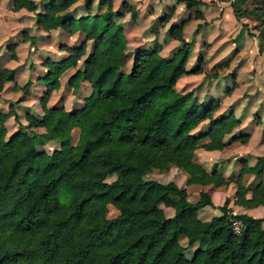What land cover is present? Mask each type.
Masks as SVG:
<instances>
[{
    "label": "trees",
    "instance_id": "16d2710c",
    "mask_svg": "<svg viewBox=\"0 0 264 264\" xmlns=\"http://www.w3.org/2000/svg\"><path fill=\"white\" fill-rule=\"evenodd\" d=\"M74 1L48 0L38 3L41 9L33 0L12 1L13 9L33 11L34 23L42 29L80 31L84 38L78 45H61L67 52L63 59L42 61L47 72L40 116L25 107L24 128L6 135V119L12 116L18 123V113L11 102L0 110V264H264V217L233 213L225 197L219 213L202 220L197 210L213 206L205 191L190 201L184 187L172 180L143 178L153 168L174 165L186 173L187 183L226 184L214 167L207 171L194 160L195 150L220 149L231 139L246 138L239 133L223 140L238 119L230 110L213 115L218 98L201 102L191 90L175 88L180 75L201 71L200 65H184L189 52L181 33L185 19L169 29V37L180 42L170 56L158 52L159 43L129 51L121 15L111 8V0H83L80 13L69 8ZM178 1L187 9L198 2ZM229 5L239 20L236 3ZM194 11L195 17L201 15ZM247 33L257 37V50L264 54V32ZM81 56L65 85L74 92L80 80L88 82L82 104L70 110L61 102L47 105L59 73ZM128 58L129 67L123 69ZM217 69L204 72L205 77H217ZM14 74L13 68L0 67V91ZM29 84L22 85L23 92ZM203 120L206 127L199 130ZM37 126L58 145L49 151L38 147L42 144L32 129ZM73 127L78 133L71 142ZM263 166L264 156H258L253 165L242 162L239 174L261 175ZM110 175L114 177L107 180ZM238 184L235 203L264 204L261 182L259 197L252 192L250 198ZM108 204L117 210L112 217H107ZM162 206L171 207L172 214L165 216ZM233 220L240 222L238 232L232 229ZM192 245L185 255V247Z\"/></svg>",
    "mask_w": 264,
    "mask_h": 264
},
{
    "label": "rangeland",
    "instance_id": "374dc122",
    "mask_svg": "<svg viewBox=\"0 0 264 264\" xmlns=\"http://www.w3.org/2000/svg\"><path fill=\"white\" fill-rule=\"evenodd\" d=\"M12 1L0 0V61L4 58L7 60L8 57L14 59L15 45H22L20 46L22 48L20 50L21 53H19L21 57H16L18 62L11 67H17L18 72L21 71V74L18 73L16 79L14 77L12 88L6 89L8 94H4L3 99L5 100L3 101L0 98V110L2 111L8 109L9 102L14 107L13 103L15 101L23 103V100L27 98L23 95L26 91L23 92L22 84L25 79L33 81L32 78L30 80L28 77L29 74L30 76L32 75V66L38 68V65H42L40 61L45 56L53 59L61 58L66 55V51L58 48V45L77 44L81 39V35L76 33L72 35L66 34L60 27L42 33L38 26H35L37 28L33 26V11L25 7L15 10L12 8ZM34 1L41 9V5H38V3H45L48 0ZM230 1L236 3L237 12L241 16L239 21L234 22L229 17L228 13L231 12V8L228 2L230 3ZM90 2L94 4L96 0H90ZM82 3L83 0H76L69 8L75 13L82 12ZM197 7L205 9L203 16L200 18L194 16L196 13L194 9H197ZM111 8L118 10L121 15L118 20L122 22L126 48L129 51H133L136 48H151L155 43H159L158 52L164 56H170L180 42L169 37V29L172 23L185 19L183 38L190 41L185 66L194 67L200 65L201 71L182 74L175 81V88L178 91L191 90L192 94L201 102H205L212 97L218 98L219 106L213 112V115L232 110L239 117V123L231 131L236 133V135L239 133L246 135L245 141L241 142L236 139L233 142L234 145L232 144V147L228 148L227 157L221 156L220 152H208L197 148L194 160L204 166L207 171L214 167L224 178H227L228 182L226 184H220L217 188L213 187V189L217 190V192H213V201L221 204L223 199L227 197L228 208L240 213L238 211L241 205L234 202L237 184L239 183L242 188L246 189L244 192V197L246 198H250L252 192L259 197L257 190L259 182L262 183L261 187L264 188V167L261 175H253L249 172L236 174V170L233 168V163L236 161L240 165L241 161L253 163L258 155L264 156V54L257 52V37L250 36L247 33V31H251L258 35L259 31L264 32V0H198L195 7L191 9L185 8L183 3L181 1L177 2V0H111ZM132 10L136 12L135 17L131 16ZM17 20L20 22L17 23ZM198 22L201 26L196 35L194 27ZM241 22L244 24H241ZM27 26H33L35 36L23 38L26 32L22 29ZM27 30L32 32L30 28H27ZM221 38L222 40H219ZM241 38H243V41H239ZM23 40L27 41V44L24 45ZM88 49L89 42H87ZM81 59L82 56L76 61L75 66L72 68L73 70L80 65ZM224 62L227 64L226 66L218 69L214 67L215 63L223 65ZM129 63L130 58L124 62L122 68L128 69ZM72 69L68 72L69 74L73 72ZM216 69L218 72L217 77L211 79L205 77L204 72H212ZM60 82L58 81L57 86L53 87L54 90L57 91L58 88L63 86L68 89L64 78H61ZM60 84L61 86L58 87ZM81 85H84V88L80 87ZM28 88L30 91H39L38 89L35 90L31 83ZM52 89H50V92ZM78 89L79 91L76 92L75 90L72 92V96H69L65 102L67 107L74 108L79 106L82 102L81 96L88 92L89 85L87 82L80 80ZM8 91L18 92L10 93ZM60 92L62 93V90L56 92V94L53 92L52 96L55 100L62 96ZM31 94L32 96L27 98L25 103L29 105L32 113L40 116V97L38 98L32 92ZM49 94L48 100L52 97L51 93ZM62 100L64 101V98ZM23 111L24 109L21 110L17 118L18 123L11 118L12 124L6 127V135L17 128H24V123H20L19 120V117L23 116ZM23 121L26 122L25 119ZM206 121L203 120L199 123L197 128L203 130L206 127ZM32 128L38 135L39 143L42 144L38 145V147L41 146V148L49 151L58 145L57 141L49 139L43 134L44 130L42 127ZM244 132L245 134H243ZM77 133V127H73L71 129V142L76 140ZM225 137H228V135L226 134ZM240 143H243V145H240ZM226 160L231 161L227 172H225ZM183 173L176 166L168 165L164 170L153 168L147 171L143 178L156 179L163 182L172 179L178 183L182 182V185L184 182ZM225 173L228 176H224ZM113 177L114 175H110L106 179L110 180ZM236 177L238 178V183L234 180ZM193 186H196V184L189 185L190 189H188L189 195H187L190 200H192V196L196 195L198 189ZM200 188L202 189V187ZM247 207L256 208L253 211L254 217H264V204L258 203ZM107 208V217H112L117 213V210L112 205L108 204ZM162 209L165 215L172 213L170 207L162 206ZM207 211H201L199 217H208L211 211L219 213V209H209ZM262 226L264 227V221H262ZM179 242L184 245L186 243L185 238L181 237ZM192 249L193 246L185 247L187 256L191 254Z\"/></svg>",
    "mask_w": 264,
    "mask_h": 264
},
{
    "label": "crops",
    "instance_id": "0c3cea01",
    "mask_svg": "<svg viewBox=\"0 0 264 264\" xmlns=\"http://www.w3.org/2000/svg\"><path fill=\"white\" fill-rule=\"evenodd\" d=\"M34 1V0H33ZM228 5H229V2H228ZM229 7H230V5H229ZM203 7H197V9L200 11V16L199 17H196V18H200V17H202L203 16V14H204V12H205V9H202ZM231 8V7H230ZM19 9H22L21 7H19V8H17V9H15V10H19ZM115 10V9H114ZM81 11H79L78 13H80ZM135 14H136V12H135ZM229 14V17L234 21V22H236V21H239V20H237L235 17H234V15H233V13H232V10H231V12H229L228 13ZM135 17V16H134ZM33 19H34V15H33ZM187 19V18H186ZM190 19V18H189ZM18 22H20L19 20H17V23ZM195 22H197V21H195ZM186 22H184V24H185ZM189 23V22H188ZM231 23V22H230ZM198 24V25H197ZM34 27L35 26H38V25H36L35 23H34V25H33ZM33 26L32 27H30V26H27V27H24L22 30L24 31V32H26V34L27 35H29V36H35V30L33 29ZM201 25H200V23L198 22V23H196V25H195V27H194V31H195V34L197 35L198 34V29H199V27H200ZM40 29V31L42 32V33H46L48 30H50V31H52V30H54L55 28H59V27H55V28H49V29H47V30H44V29H42L40 26H38ZM184 25L182 26V31H181V33H182V37H183V34H184V31H185V29H184ZM27 28H30V30H32V32H28V30H27ZM35 28H37V27H35ZM66 34H69V35H72V34H79V35H81V39H80V41L77 43V44H63V45H78L82 40H83V38H84V36H83V34L80 32V31H75V32H73V33H67V32H65ZM219 40H222V38L221 39H219ZM224 40V39H223ZM187 41L188 42H190L189 41V39H187ZM239 41H243V38H241ZM87 42H89V49L87 50ZM215 42V41H214ZM218 42H221V41H218ZM20 43V42H19ZM23 43H24V45L25 44H27V41H24L23 40ZM85 43H86V46H85V52H88L89 50H90V40H86L85 41ZM20 46H22V45H20V44H16L15 45V49H14V55H15V58L13 59V58H10V57H8L7 58V60L4 58V59H2L1 61H0V67H5V68H11V67H13V65L14 64H16L18 61L16 60V57L17 58H20L21 56H19V53H21V47ZM60 46L61 45H58V48H60ZM61 50V49H60ZM20 51V52H19ZM257 52H258V50H257ZM189 53V52H188ZM66 55H67V52H66ZM66 55H64V56H62L61 58H57V59H53L52 57H49V56H45L44 58H48V59H50V60H61V59H63L64 57H66ZM188 56V55H187ZM44 58L40 61L41 63H42V61L44 60ZM127 60V59H126ZM130 64V63H129ZM215 64H218V63H215ZM214 64V65H215ZM34 65H35V63H34ZM185 65V64H184ZM75 66V65H74ZM76 67H78V66H76ZM75 67V68H76ZM129 67V66H128ZM16 68V69H15ZM73 68V65H66L64 68H63V70L59 73V75L57 76V78H56V80H57V83H58V81L60 82V79L61 78H64V81L65 80H67V78H68V76L71 74H69L68 72L71 70ZM75 68H74V70H75ZM185 68L186 69H190V68H192V67H186L185 66ZM14 69V72H15V74H14V77H15V79H16V76H17V74L18 73H20V72H18V69H17V67H14L13 68ZM27 69V68H26ZM25 69V70H26ZM43 69V71L41 72V70ZM33 70H34V73H33ZM73 70V69H72ZM73 70V71H74ZM46 72H47V69L45 68V66H43V65H38V68H36V67H34V66H32V71H31V76H30V74L28 75V77L30 78V80H31V78H32V82L30 81V83H31V85L33 86V88L35 89V90H39V91H30V89L28 88L27 90H26V93L25 94H23L25 97H27V98H29L30 96H32V94H31V92L33 93V94H35V96H38V98L39 97H41L42 96V94H43V92L46 90V86H45V83L42 81V77H44V75L46 74ZM21 74V73H20ZM25 74H26V72H25ZM181 76V75H180ZM61 77V78H60ZM14 79V78H13ZM28 79H25V81H24V83L27 81ZM83 80V79H82ZM14 80H12V81H6V82H4V84H3V88L1 89V91H0V98H1V100H5V99H3L4 97V94H8L7 93V91H6V89L7 88H9V87H11L12 88V86H13V84H14V82H13ZM83 81H85V80H83ZM85 82H87V81H85ZM23 83V84H24ZM61 83V82H60ZM88 83V82H87ZM22 84V85H23ZM89 85V84H88ZM61 86V84L60 85H58V87H60ZM80 87H83L84 88V85H81ZM79 87V88H80ZM68 89H66V88H64V86L62 87V88H58L57 89V91L56 90H54V88L51 90V96H52V94H53V92H54V94H56V92H59V91H61L62 90V93L60 92V94L62 95L61 97L59 96L58 97V99L57 100H55L54 99V97L52 96V97H50L49 98V100H47V105H52V104H54V103H57V102H61L62 104H63V106H64V108L65 109H74V108H76V107H79L81 104H82V102H81V104L79 105V106H76V107H67L66 106V104H65V102L68 100V98H69V96H72V89L70 88V87H67ZM56 89V88H55ZM79 91V89L78 90H76V92H78ZM89 91H90V86H89V90H88V92L86 93V94H84V95H82L81 96V101H82V98L84 97V96H86L88 93H89ZM8 92H12V93H17L18 91H8ZM23 95H21V97H23ZM50 95V94H49ZM27 98H25L24 100H23V103H17V104H14V109L16 110V112L18 113V116H19V114H20V112H21V110L22 109H24L25 107H27L28 108V110H29V112L30 113H32L31 112V108L29 107V105L28 104H26L25 102V100H27ZM62 98H64V101L62 100ZM232 111V110H231ZM233 112V111H232ZM220 113H222V112H220ZM32 114H34V113H32ZM41 114V113H40ZM217 114H219V113H217ZM234 114V113H233ZM235 115V114H234ZM236 117H237V119H238V123H239V117L237 116V115H235ZM12 116H9L7 119H6V121H5V125H6V127L7 126H10L12 123ZM19 120H20V123H25L24 121H23V116L22 117H19ZM237 123V124H238ZM236 124V125H237ZM242 124V123H241ZM235 125V126H236ZM241 126H244V125H241ZM38 127V126H37ZM234 127V126H233ZM43 128V127H42ZM240 128V127H239ZM33 129V128H32ZM34 130V129H33ZM44 130V129H43ZM232 130V129H231ZM245 133V132H244ZM228 135V137H225V135ZM226 134H224L223 135V140H228L229 139V137L230 136H232V135H236V133H234L233 131H230L229 133H226ZM247 139H248V137H247ZM207 140V138H205V139H201V140H199L198 141V143H201V142H204V141H206ZM234 141H236V139H231V140H229V142L225 145V146H223L222 148H220V149H203V148H201V147H197V148H201V150H203V151H208V152H220V154H221V156H223V157H227L228 155V148H231L232 146V144H233V142ZM234 145V144H233ZM240 145H243V143H240ZM231 146V147H230ZM196 148V149H197ZM195 153H196V150H195ZM195 153H194V156H195ZM231 154V153H230ZM258 156H261V155H258ZM257 156V157H258ZM256 157V158H257ZM256 158H255V160H256ZM255 160H254V162H255ZM241 161V160H240ZM230 160H226V164H225V172H227V170L229 169V165H230ZM242 162H244V161H241L240 163H242ZM254 162L253 163H246V162H244L245 164H247V165H253L254 164ZM204 167V166H203ZM264 167V166H263ZM177 168V167H176ZM233 168H234V170H236V174H239V171H241V165L239 164V162L238 161H236V162H234L233 163ZM219 169V168H218ZM220 170V169H219ZM262 170H263V168H262ZM183 171V170H182ZM184 172V171H183ZM220 172H221V170H220ZM240 173H242V172H240ZM250 173V172H249ZM145 174V173H144ZM253 174V173H252ZM261 174H262V172H261ZM183 175H184V182H183V184L181 185V183H178L177 181H174V180H172V179H170V180H172V181H174L178 186H180V187H184V189L186 190V193L188 194V189H190V187H189V185H191V184H196V186H193L195 189H197V193H196V195L195 196H192V200H190V198H189V194L187 195V199L188 200H190V201H195L196 199H197V197H198V194H199V191L200 190H203V191H205L208 195H209V197H210V199H211V201H212V203H213V206H209V205H205V206H203L202 208H200L199 210H197V217L198 218H200V219H202V220H206V219H208V218H210L212 215H214V214H217V212L216 211H211V212H209L210 214H209V216L208 217H205V218H201V217H199L200 216V212L201 211H207V210H216V209H218V206L219 205H221V204H219L218 202L217 203H215L214 201H213V192H217V190H215V188H217V186H213V185H211L210 183L209 184H200V183H187L186 182V177H187V175H186V173L184 172L183 173ZM253 175H255V174H253ZM144 176V175H143ZM224 176H228V174H224ZM156 180V179H155ZM167 181H169V180H167ZM161 182H163V181H161ZM164 182H166V181H164ZM200 187H202V189L200 188ZM213 187H215L214 189H213ZM224 200V199H223ZM166 207H169V206H166ZM241 208H239L240 210L238 211V212H240V213H246V214H249V215H251V216H254L253 215V211L254 210H256V208L255 207H245V206H240ZM257 207V206H256ZM171 208V207H170ZM172 209V208H171ZM163 210V209H162ZM233 213H236L234 210H231ZM172 212H173V210H172ZM208 212V211H207ZM164 213V212H163ZM172 214V213H171ZM170 214V215H171ZM165 215V214H164ZM170 215H165V216H170ZM193 246V248L195 247V245H192ZM193 250V249H192ZM184 253H185V251H184ZM185 255H186V253H185Z\"/></svg>",
    "mask_w": 264,
    "mask_h": 264
},
{
    "label": "built area",
    "instance_id": "2783aa9c",
    "mask_svg": "<svg viewBox=\"0 0 264 264\" xmlns=\"http://www.w3.org/2000/svg\"><path fill=\"white\" fill-rule=\"evenodd\" d=\"M240 226V222L238 220L232 221V229L234 232H238Z\"/></svg>",
    "mask_w": 264,
    "mask_h": 264
}]
</instances>
